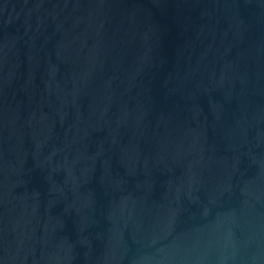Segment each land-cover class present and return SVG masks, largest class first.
Listing matches in <instances>:
<instances>
[{
	"label": "water",
	"instance_id": "1",
	"mask_svg": "<svg viewBox=\"0 0 264 264\" xmlns=\"http://www.w3.org/2000/svg\"><path fill=\"white\" fill-rule=\"evenodd\" d=\"M0 264H264V0H0Z\"/></svg>",
	"mask_w": 264,
	"mask_h": 264
}]
</instances>
